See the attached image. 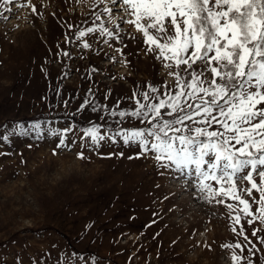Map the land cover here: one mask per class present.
<instances>
[{"label": "rangeland", "instance_id": "rangeland-1", "mask_svg": "<svg viewBox=\"0 0 264 264\" xmlns=\"http://www.w3.org/2000/svg\"><path fill=\"white\" fill-rule=\"evenodd\" d=\"M31 3L35 14L31 8L13 6L16 15L0 18V137L14 123L28 127L37 120L47 122L42 124L45 129L61 131L74 123L88 126L90 120L115 128L100 113L77 112L86 97L109 108L118 101L120 108H134L131 99L123 98L146 90L148 84L175 87L169 75L174 69L148 51L133 25L121 24V39L107 43L98 32L89 34L83 40L90 49L74 40L80 30L100 23L92 19L93 0ZM102 19L105 27L113 28ZM136 125L139 121L129 119L122 126ZM83 136L80 128L72 127V150L59 155L53 150L61 153L60 137L47 131L43 140L35 134L0 140V153H7L0 155V264H91L93 256L100 264H233L232 252L222 245L236 242L249 255L238 235L240 225L232 231L234 211L198 201L191 185L183 178L172 179L151 154L129 159L137 147L104 146L103 155H116L101 159L81 147ZM80 151L90 160H78ZM253 197L258 200V193L253 191ZM226 203L235 208L238 202ZM241 224L260 249L256 264H264V245L251 235L258 228L257 235L264 236V224L249 225L243 216Z\"/></svg>", "mask_w": 264, "mask_h": 264}, {"label": "snow or ice", "instance_id": "snow-or-ice-1", "mask_svg": "<svg viewBox=\"0 0 264 264\" xmlns=\"http://www.w3.org/2000/svg\"><path fill=\"white\" fill-rule=\"evenodd\" d=\"M13 6L37 12L31 0H0V18L7 21L6 13L16 15ZM93 9V22L100 23L74 37L82 41V48H91L83 40L89 34L98 32L107 43L121 39V24L133 25L145 38L148 51H155L164 67L174 69L169 75L175 87L148 84L146 90L123 98L131 99L134 108H120L119 101L109 108L86 97L77 112L100 113V119L111 118L115 128L90 120L88 126L74 123L61 131L45 129L42 124L47 122L37 120L28 127L14 123L0 140L10 142L13 135L32 134L43 140L47 131L60 137L61 153L53 150V155H59L72 150L68 133L78 127L84 134L81 147L101 159L116 155H103L104 146L137 147L139 151L129 159L151 154L156 166L172 179L183 178L190 184L198 201L223 204L230 213L234 211L232 231L237 232L235 225H240L238 235L243 236L249 255H243L245 245L239 242L222 247L232 252L233 264H256L260 249L245 234L241 218L249 225L264 224V0H93ZM102 17L113 28L105 27ZM62 55L71 58L68 51ZM129 119L141 126L123 127ZM76 158L90 160L84 151L77 152ZM244 182L249 186L238 187ZM226 201L238 203L234 208ZM260 231L255 228L251 235L264 245V236L257 235ZM260 260L264 262V256ZM91 264H100L99 258L93 256Z\"/></svg>", "mask_w": 264, "mask_h": 264}, {"label": "trees", "instance_id": "trees-1", "mask_svg": "<svg viewBox=\"0 0 264 264\" xmlns=\"http://www.w3.org/2000/svg\"><path fill=\"white\" fill-rule=\"evenodd\" d=\"M72 34H73V33H72ZM72 34H71V35H72ZM82 126H86V125H82ZM139 126H141V125H136V126H133V127H139Z\"/></svg>", "mask_w": 264, "mask_h": 264}]
</instances>
